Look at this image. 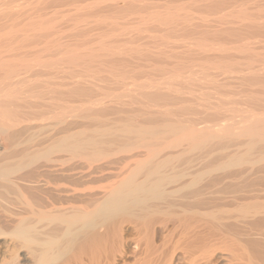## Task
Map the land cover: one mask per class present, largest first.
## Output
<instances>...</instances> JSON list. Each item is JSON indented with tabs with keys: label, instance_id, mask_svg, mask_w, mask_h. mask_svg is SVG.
<instances>
[{
	"label": "bare ground",
	"instance_id": "bare-ground-1",
	"mask_svg": "<svg viewBox=\"0 0 264 264\" xmlns=\"http://www.w3.org/2000/svg\"><path fill=\"white\" fill-rule=\"evenodd\" d=\"M263 161L264 0H0V264H103L119 219L264 264L214 197Z\"/></svg>",
	"mask_w": 264,
	"mask_h": 264
},
{
	"label": "rangeland",
	"instance_id": "rangeland-1",
	"mask_svg": "<svg viewBox=\"0 0 264 264\" xmlns=\"http://www.w3.org/2000/svg\"><path fill=\"white\" fill-rule=\"evenodd\" d=\"M194 153H197V152H194ZM262 164V162H260ZM258 163L257 165L261 166V164ZM264 163V161H263ZM244 167V165H248V163H244L242 164ZM256 165V164H255ZM264 165V164H263ZM250 167V164L248 165ZM248 166L244 167V168H248ZM255 167L256 169H258V167L256 166H252V168ZM262 167V166H261ZM238 168V167H237ZM235 167L231 168V169H234L233 171H235L237 169ZM254 168V169H255ZM260 168V167H259ZM230 169V170H231ZM228 170V172L230 171ZM221 172H218V174H220ZM217 174V175H218ZM236 185H234L233 189L232 187L230 189H228L229 191L224 190V189H220L221 191H219V193H217L214 197H215V202L217 203H223L225 204L226 208H228L227 210L231 211L230 212V215H227V216H231L230 217V221L232 220L231 223H234V222H237L236 225H241L243 226V223H241L242 221L246 222L248 220V222H250L252 219V216L254 215L253 213L255 211H262V214L260 213L259 215H257L258 217H262V215L264 216V196L263 195H260V194H255V192H249V190H244V191H241L242 193L245 192V191H248L246 193H243L244 195L246 194V197H241L243 194H241V192L235 188ZM231 190V191H230ZM234 190H238L240 194L236 193ZM223 191V192H222ZM229 192V193H226V192ZM237 191V192H238ZM231 192V193H230ZM235 192V193H234ZM224 193L228 194V195H224ZM250 194V195H247ZM221 194V196L219 195ZM256 195V198H255V195ZM223 195V196H222ZM239 195V196H238ZM243 195V196H244ZM254 197H253V196ZM259 195V197H258ZM226 196V197H225ZM231 196V197H230ZM238 196V197H237ZM263 199H262V197ZM222 197L224 198V200H222ZM228 197V198H227ZM235 199H234V198ZM249 197V198H248ZM236 198H238L236 200ZM243 198V199H242ZM247 198V199H246ZM255 198V199H253ZM259 198V199H258ZM245 199V200H244ZM220 200V201H219ZM230 200V201H229ZM258 200V201H257ZM224 201V202H223ZM240 201V203H239ZM242 201V202H241ZM245 201V202H244ZM252 201V202H251ZM255 201V202H254ZM261 201V202H260ZM233 202V203H232ZM247 202V203H246ZM251 202V205L249 206L248 203L250 204ZM259 202V203H257ZM231 205H230V204ZM243 203L247 204L248 207H255L258 206L256 208V210H253L252 214H250V217L248 216V214H246L247 218L245 220V217H241L240 218V213H238V210L239 209V206L240 208L244 207L243 209H245L247 206L244 205ZM256 203V204H255ZM238 204H240L239 206H237ZM253 204V205H252ZM259 204V205H258ZM229 205V207H228ZM242 205V206H241ZM244 205V206H243ZM256 205V206H255ZM231 206V207H230ZM246 206V207H245ZM237 207V208H236ZM253 207V209H254ZM251 208H249L250 210H252ZM234 209V210H233ZM248 209V208H247ZM246 209V210H247ZM238 210V211H237ZM249 210V211H250ZM248 211V212H249ZM236 213V214H235ZM243 213V212H242ZM241 213V215H242ZM234 214V215H232ZM239 216V218L237 216ZM244 215V213H243ZM235 217V219L237 218V221L232 217ZM240 219V220H238ZM244 219V220H243ZM251 219V220H250ZM235 220V221H234ZM123 223H122V222ZM119 219V221L117 220L116 223L114 224L115 226H113L112 229H114V227H116V230L114 231V233L110 234L112 237L107 236V240H108V244L106 246V254H104V258H102V262L103 264H189V262L192 260V258H189L186 254H184V251H182V249H184V242L180 241L178 242V235H177V231H174L172 230V227L169 226L167 228V230L161 234V236H158L157 237L154 235L153 236V233H152V230L151 232L148 230L147 234L145 233L144 235V232L145 231H142L141 232V235H140V232L139 231H136V230H139L137 227L136 229L133 228L136 227L135 226V223H132L133 220H128V222H126L127 220H121ZM125 221V222H124ZM240 221V222H239ZM119 222V223H117ZM239 223V224H238ZM235 224V223H234ZM170 225V224H169ZM159 226L161 227V225L159 224ZM159 226H154V227H158L160 228ZM163 227V225H162ZM161 227V228H162ZM169 228L171 230H169ZM119 230V231H118ZM168 231V232H167ZM143 233V234H142ZM152 233V234H151ZM174 237H173V235ZM116 234V235H115ZM170 235V236H169ZM170 238H169V237ZM153 237V238H152ZM142 238V239H141ZM167 238V239H166ZM253 238V237H252ZM115 239V241H114ZM140 239V240H139ZM164 239V240H163ZM138 240V242H137ZM167 240V241H166ZM172 242H171V241ZM149 241V242H148ZM170 241V242H169ZM116 242V243H115ZM183 245H182V244ZM138 244V245H137ZM180 244V245H179ZM117 246V247H115ZM119 247V248H118ZM182 247V248H181ZM221 251V250H220ZM224 251V250H223ZM222 253L225 254L226 251H224ZM183 252V253H182ZM221 253V252H220ZM221 253V254H222ZM203 255V254H202ZM106 256V257H105ZM184 256V257H183ZM198 256V257H197ZM199 254L196 255V257L198 259L199 258ZM207 256V255H206ZM201 257V256H200ZM205 255H203L201 258H204ZM196 258H194L193 260H195ZM197 259V260H198ZM214 260V261H212ZM211 263L212 264H216V262L219 260L217 259H212ZM216 261V262H215ZM215 262V263H213ZM217 262V263H218Z\"/></svg>",
	"mask_w": 264,
	"mask_h": 264
}]
</instances>
